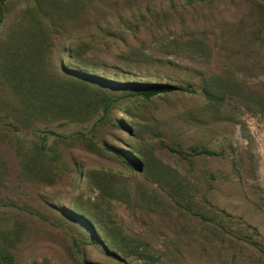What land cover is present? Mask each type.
I'll use <instances>...</instances> for the list:
<instances>
[{
    "label": "rangeland",
    "instance_id": "rangeland-1",
    "mask_svg": "<svg viewBox=\"0 0 264 264\" xmlns=\"http://www.w3.org/2000/svg\"><path fill=\"white\" fill-rule=\"evenodd\" d=\"M263 249L264 0H0V264Z\"/></svg>",
    "mask_w": 264,
    "mask_h": 264
},
{
    "label": "trees",
    "instance_id": "trees-1",
    "mask_svg": "<svg viewBox=\"0 0 264 264\" xmlns=\"http://www.w3.org/2000/svg\"><path fill=\"white\" fill-rule=\"evenodd\" d=\"M175 92H193L190 87H180L177 85L172 84H162V83H155V84H147L145 88L139 92L141 96L145 99H150L152 97H156L162 94H170ZM174 152H178L179 154L183 155L184 158L192 156L191 154H182L181 151H178L174 148H171ZM208 155L213 156L217 155L215 152L208 150V149H201V150H194L193 155ZM131 166H137L138 162L130 163ZM264 251V249H263ZM1 259L5 264H18L10 255L1 253Z\"/></svg>",
    "mask_w": 264,
    "mask_h": 264
}]
</instances>
